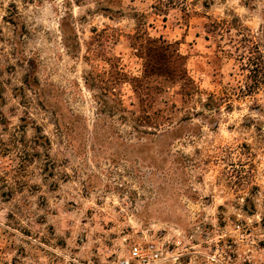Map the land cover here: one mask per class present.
<instances>
[{
  "label": "rangeland",
  "instance_id": "374dc122",
  "mask_svg": "<svg viewBox=\"0 0 264 264\" xmlns=\"http://www.w3.org/2000/svg\"><path fill=\"white\" fill-rule=\"evenodd\" d=\"M152 241L264 264V0H0V264Z\"/></svg>",
  "mask_w": 264,
  "mask_h": 264
},
{
  "label": "built area",
  "instance_id": "2783aa9c",
  "mask_svg": "<svg viewBox=\"0 0 264 264\" xmlns=\"http://www.w3.org/2000/svg\"><path fill=\"white\" fill-rule=\"evenodd\" d=\"M179 254L164 244L150 242L141 245L133 242L128 245L127 253L115 264H181Z\"/></svg>",
  "mask_w": 264,
  "mask_h": 264
},
{
  "label": "trees",
  "instance_id": "16d2710c",
  "mask_svg": "<svg viewBox=\"0 0 264 264\" xmlns=\"http://www.w3.org/2000/svg\"><path fill=\"white\" fill-rule=\"evenodd\" d=\"M162 45L163 43L158 41V39H152L146 35L143 45L138 50L143 49L145 58L156 65L157 71L164 73L169 57L166 54L167 47Z\"/></svg>",
  "mask_w": 264,
  "mask_h": 264
},
{
  "label": "crops",
  "instance_id": "0c3cea01",
  "mask_svg": "<svg viewBox=\"0 0 264 264\" xmlns=\"http://www.w3.org/2000/svg\"><path fill=\"white\" fill-rule=\"evenodd\" d=\"M165 1H168V0H165ZM162 2H164V0H159V3L162 4ZM165 4H166V3H165ZM168 7H170V6L168 5L167 8H168ZM168 10H169V9H168ZM167 14H168L167 10H164L163 13H161V14H157V15H162V17H166ZM153 15H155V13H154ZM163 19H164V18H163Z\"/></svg>",
  "mask_w": 264,
  "mask_h": 264
}]
</instances>
